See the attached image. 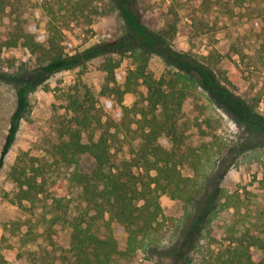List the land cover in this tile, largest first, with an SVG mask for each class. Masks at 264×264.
I'll list each match as a JSON object with an SVG mask.
<instances>
[{
	"label": "trees",
	"instance_id": "obj_1",
	"mask_svg": "<svg viewBox=\"0 0 264 264\" xmlns=\"http://www.w3.org/2000/svg\"><path fill=\"white\" fill-rule=\"evenodd\" d=\"M197 1L198 7H209L208 0ZM19 4L20 0H0V26L5 16H13L6 37L0 38V81L15 94L0 170L30 113V93L38 84L48 76L95 61L103 73L99 90L85 82L62 90L46 122L44 137L51 165L69 171L63 183L65 196L48 192L45 199H51L53 221L70 228L71 255L59 264H116L117 256L132 261L140 251L158 254V264H264V209L252 216L244 197L222 186L238 155L256 147L251 138L264 139V115L257 108L263 91L249 99L232 91L215 71L213 53L198 56L175 48V26L150 29L138 0H69L68 4L40 0L49 17L44 34L25 26ZM225 10L230 20L241 17L243 25H249L242 31H226L225 57L236 56L245 68L264 74V0H229ZM90 12L118 15L126 33L66 51L58 16L68 13L62 16L78 20L88 18ZM17 46L30 52L33 68L21 64L6 70L13 64L3 53ZM154 56L167 65L160 76L152 68ZM126 57L132 65L119 82L117 71ZM132 92L138 94L137 99L127 105L125 96ZM203 95L233 120L241 142L231 144L215 136L201 149L187 142L192 123L201 128L204 120L195 116L192 122L184 104L193 101L200 111ZM121 140L129 147L128 158L115 157L113 148ZM184 167L190 173L184 174ZM45 171L39 158L21 153L8 172L15 188L13 201L34 206L40 194L47 192ZM66 193L78 198L73 214ZM163 194L182 202L184 211L174 219L175 228L167 224ZM230 208L234 213L226 227V243L217 246L215 222ZM114 225L125 240L113 233ZM165 240L167 245L162 244ZM0 264L11 263L0 257Z\"/></svg>",
	"mask_w": 264,
	"mask_h": 264
},
{
	"label": "rangeland",
	"instance_id": "obj_2",
	"mask_svg": "<svg viewBox=\"0 0 264 264\" xmlns=\"http://www.w3.org/2000/svg\"><path fill=\"white\" fill-rule=\"evenodd\" d=\"M40 0H20L19 14L25 26L32 31L44 34L48 31L49 17L39 4ZM68 4L69 0H57ZM202 4L203 0H198ZM229 0H208L209 7L195 5V0H138V6L145 24L153 30H160L173 24L176 36L173 39L175 48L190 51L198 56H207L213 53L217 66L214 67L218 76L234 92L249 99L258 92L263 91L262 99L257 105L258 110L264 115V74L255 69H247L241 65L236 56L225 57L227 47L226 31H242L249 25H243L241 17L230 20L225 6ZM68 15V13H62ZM58 16V29L61 30L62 44L66 51L82 49L97 41L114 39L126 33L124 21L116 14H98L90 12L89 17L71 20L67 16ZM12 15L3 18L0 26V38H5L12 26ZM216 41H218L216 43ZM214 46V48H213ZM213 51V52H212ZM3 56L11 60L13 70L21 64L29 68L35 66V60L30 52L23 46L8 49ZM152 68L157 76L167 70L163 60L154 56ZM6 61V66L8 65ZM131 59L126 57L121 62L117 71L119 82H123ZM103 73L98 61L86 66L61 71L38 84L30 93V113L22 122L17 140L11 152L7 155L5 163L0 170V257H4L11 264H32L45 260L51 264H59L64 257L70 256V228L62 221L54 222L51 212V199L45 200L48 192L59 193L65 196L63 183L66 182L68 169L51 165L52 157L49 146L45 141L44 132L46 122L53 111L56 96L62 90L78 82H85L96 90L100 89ZM135 92L128 93L124 102L132 105L137 99ZM201 110L196 111L193 101L184 104L187 118L194 122L195 116L202 120L201 128L191 125L187 142L193 146L201 147L215 140V136L222 137L228 143L241 142L240 130L230 117L218 107L211 105L206 95L201 100ZM15 105L13 88L0 81V154L8 131L9 119ZM210 121V124L206 120ZM220 141L219 139H217ZM256 147L245 150L238 155V163L233 166L222 180V186L229 192H238L244 197L245 204L250 205V213L256 216L264 209V139L251 138ZM166 143L164 138L161 139ZM128 145L124 140L117 142L113 148L115 157L124 159L129 157ZM199 149V150H200ZM235 149V147H234ZM35 156L45 168L43 180L46 193H41L34 206L24 201L20 206L15 203V188L8 179V172L17 162L21 153ZM27 158V157H26ZM183 173H190L184 167ZM69 200L70 214L75 213V204L78 201L76 194L66 193ZM164 215L168 218L171 228H175L176 218L183 213L182 202L172 199L169 195L161 196ZM233 208L224 210L216 220L213 231L217 234V243H226V227L233 219ZM103 234L106 229H103ZM113 233L125 240L124 233L117 226H113ZM162 244L167 245L168 241ZM158 254H146L140 251L138 257L132 261L116 257V264H158Z\"/></svg>",
	"mask_w": 264,
	"mask_h": 264
}]
</instances>
